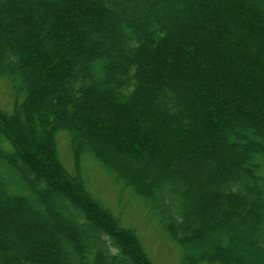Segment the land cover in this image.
Returning a JSON list of instances; mask_svg holds the SVG:
<instances>
[{
  "label": "trees",
  "instance_id": "1",
  "mask_svg": "<svg viewBox=\"0 0 264 264\" xmlns=\"http://www.w3.org/2000/svg\"><path fill=\"white\" fill-rule=\"evenodd\" d=\"M0 78V264H155L85 156L183 264H264V0H0Z\"/></svg>",
  "mask_w": 264,
  "mask_h": 264
},
{
  "label": "rangeland",
  "instance_id": "2",
  "mask_svg": "<svg viewBox=\"0 0 264 264\" xmlns=\"http://www.w3.org/2000/svg\"><path fill=\"white\" fill-rule=\"evenodd\" d=\"M121 29L123 30V27ZM12 96L9 82L5 78H0V106L6 111L12 109ZM56 144L61 162L67 169L72 170L73 157L65 130L57 133ZM81 169L90 192L119 217L123 226L136 230L148 256L155 264H183L181 248L168 239L156 211L150 209L138 196L133 195L130 189H122L112 175L101 169L90 157H82ZM42 220L44 221L43 218Z\"/></svg>",
  "mask_w": 264,
  "mask_h": 264
}]
</instances>
